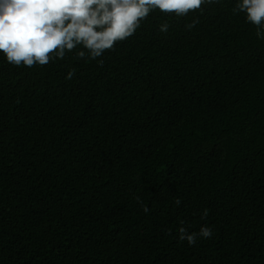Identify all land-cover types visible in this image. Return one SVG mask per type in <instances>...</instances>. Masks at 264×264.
Here are the masks:
<instances>
[{
  "label": "trees",
  "instance_id": "16d2710c",
  "mask_svg": "<svg viewBox=\"0 0 264 264\" xmlns=\"http://www.w3.org/2000/svg\"><path fill=\"white\" fill-rule=\"evenodd\" d=\"M237 3L153 11L97 60L0 52V264H264V40Z\"/></svg>",
  "mask_w": 264,
  "mask_h": 264
},
{
  "label": "clouds",
  "instance_id": "9594fccd",
  "mask_svg": "<svg viewBox=\"0 0 264 264\" xmlns=\"http://www.w3.org/2000/svg\"><path fill=\"white\" fill-rule=\"evenodd\" d=\"M220 0H0V52L15 67L46 66L54 59L63 60L75 52L77 59L97 60L115 45L132 37L151 12L183 18L192 12H203L204 5ZM234 14L244 13L246 22L256 28L258 39L264 40V0H238ZM186 25L191 30L198 23ZM163 23L159 32L167 33ZM82 49L77 51V49ZM104 61H98L103 66ZM75 69L68 72L71 80ZM139 200V197H137ZM179 207L180 198L174 199ZM145 213L149 209H142ZM205 209L202 217L206 218ZM181 225L184 221L180 222ZM178 239L194 246L197 239L211 238L212 228L205 225L199 232L178 228Z\"/></svg>",
  "mask_w": 264,
  "mask_h": 264
}]
</instances>
